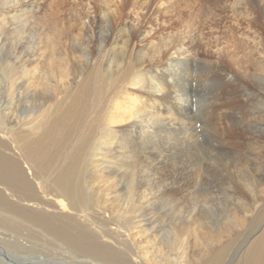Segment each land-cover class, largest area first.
Listing matches in <instances>:
<instances>
[{
	"label": "bare ground",
	"instance_id": "bare-ground-1",
	"mask_svg": "<svg viewBox=\"0 0 264 264\" xmlns=\"http://www.w3.org/2000/svg\"><path fill=\"white\" fill-rule=\"evenodd\" d=\"M102 1L107 6L102 19L105 22L108 16L120 32H111L100 46L103 50H98L103 54L93 58L90 43L96 30L90 4L87 18L77 21L76 41L71 34L74 28L56 26L58 12L52 7L57 8L61 0H0L3 24L12 17L18 19L17 24L23 23L28 14L39 18L37 13L45 6L53 9L44 33H39L47 44L41 75L47 89L40 91L43 109L30 111L28 118H0V264H13L5 253L23 258L14 257L18 264H68L66 258L73 264H218L226 246L220 244L224 225L236 227L235 217L214 229L199 223L194 231L197 251L189 254L186 244L193 235V220L183 216L164 232L155 260L154 255L134 247L125 217L120 221L107 213L108 198L96 201L91 191L118 192L120 174L157 168L162 157L177 153L178 129L189 122L182 114L183 81L190 77L194 62L206 66L208 89L215 91L208 95L204 110L208 128L215 135L205 143V169L217 174L220 168L216 165L229 161L233 171L246 173L236 156L240 144L246 145L244 153L249 158L245 159L250 162L264 157V120L241 126L232 118V124L225 111L227 102L219 100L225 88L249 79L250 68L259 69H254L255 74L264 80V32L255 19V9L264 15V0H235L230 6L231 20L207 25L203 46L197 44L195 20L190 21L194 14L186 6L160 0L155 15L142 10L120 19L119 0ZM23 7L30 10L18 15ZM30 78L33 81L26 83L32 86L37 78ZM20 83L22 87L23 81ZM247 92L244 84L243 92L229 102L237 104V97ZM20 93L15 95L18 101ZM221 120L227 124L217 126ZM227 130L244 133L247 139L237 136L232 140ZM152 160L157 164H150ZM249 173L245 179L253 184L264 179ZM219 177L227 179L222 174ZM144 221L143 225L152 223L149 218ZM260 229L246 241L243 264H264V227ZM39 246L49 253L53 250L61 260L23 254ZM240 260L239 256L235 264Z\"/></svg>",
	"mask_w": 264,
	"mask_h": 264
},
{
	"label": "rangeland",
	"instance_id": "rangeland-1",
	"mask_svg": "<svg viewBox=\"0 0 264 264\" xmlns=\"http://www.w3.org/2000/svg\"><path fill=\"white\" fill-rule=\"evenodd\" d=\"M51 1L55 2L60 0ZM158 1L160 0H119L117 5L121 10L120 19H124L127 15L135 14V12L142 10L144 12L147 11V15H155L158 11L155 8L157 7L156 3ZM165 1L186 6L193 12L192 15L194 14V16L190 21L193 23L195 20V28L198 30L197 32L195 31L194 36L197 40V44L203 46L206 40L205 37H207V25L231 20L230 6L233 5L235 0ZM61 2L62 3L59 5L53 3L57 8L52 7L58 12L56 15L59 19L56 26L58 25L57 27L64 28L70 27V29L74 28L73 30L71 29V34L74 36L75 40L77 39L75 37H79L77 34L78 31L76 30L78 27L77 21L87 18V5L90 4L95 19V24L92 28L96 30V36L92 39L90 45L93 49V58H99V55H102L103 52H98V50H103L100 46L104 44L105 38L110 35L111 32L116 33L117 31L118 33L119 29V27H116L112 22H109L108 16L104 18L105 22L102 19L103 14L106 13V3L102 0H61ZM28 8L29 7H23L17 14H26L25 11L30 10V8ZM52 8H48L47 6L42 7L37 13L39 18L28 14L29 19L20 24L16 23L18 19L15 17L7 19V23L4 24L0 21V118L2 120L5 118L12 119L20 115H27L28 118L32 116L28 114L30 111H36L38 108V112H40L43 109V106H41L42 99L40 97V91L47 89V86H45L46 79L41 76L43 68L45 67L44 62L46 60L47 44L42 40V34L39 33H44L47 15L51 12L50 9ZM255 19L261 31L264 32V15L258 9H255ZM106 20L108 21L107 23ZM88 24L90 25V23ZM172 27H174V24L171 27H167L166 30H171ZM112 28L115 29L113 30ZM199 31L201 33H198ZM117 45L120 46L121 41L117 42ZM199 50V56H202L201 49ZM86 56H84V59ZM87 57L89 58V56ZM191 68L189 71L190 77H186L183 81L185 93L183 105L185 106L182 110V114L184 116L186 115L185 117L189 122H185V128L182 127L183 129H178V144L176 143V148H178V150L177 153L173 155L174 157L171 154L162 157V161L157 165V168L150 170L140 168L139 172H135L134 175L127 174L128 172L120 174V177H118L119 183L117 185V188L119 187L118 192L105 191L101 193L99 191H91V194L96 201L100 202L108 198L105 202L108 207L107 213L111 216L114 215L113 217L120 221L125 217V224H129L128 228H131L130 232L133 236L132 240L135 245L134 247H136L140 253L148 252L147 255H154L155 260L159 259L156 255H158L157 253L159 252L157 251L162 247L163 239L166 236L164 232L168 231L173 225L178 224L180 220L183 219V216L192 218L194 224L191 225V228L193 227V235L190 234L188 236V243L186 244L189 254L197 251L195 247L198 245L196 241L198 237L195 238L194 231L199 223L201 226L202 224H206L205 226H207L208 229H214L227 222L229 218L233 216L237 220H235L236 227H232L226 223L224 225L225 230L222 232L223 237L220 238V244L226 243V246L223 248L224 250L221 254L219 263L235 264L240 256V264H243L242 262L243 260L245 262L246 258L241 252L246 248L247 239L250 237L252 238V236L254 237L253 234L261 227H264V179H262L259 184H253L250 180H246L245 176L247 172H250L249 174L252 175V178L254 174H257L258 177L264 176V157L260 155L257 161L252 160L250 162L248 159H245V157L249 158L244 153L246 149L243 147H246V145L242 146L243 144H240L241 146L239 145V147H241V150L238 148L239 150L238 153L236 152V156L239 158L238 163L241 162L242 167H240L242 169L245 168L246 173H244V170L238 172L233 171L234 169L229 161L228 163L225 161L224 163L220 162V164L216 165L220 168V172L217 174H214L209 169H205V164H207L205 143L214 138L215 135L211 132L212 130L208 128V124L205 121L204 110L206 109L207 102L210 101L208 95L212 94L213 96L215 91L213 92L211 89H208L210 85L208 81L205 80L207 78V70L204 64L198 65L194 62ZM254 69L250 68L251 75L248 80H242L239 84L233 83V86L225 88L220 92L221 96H219L220 102H227L225 111L229 114L231 122L233 118V120L241 126H248L250 122L252 125L253 121L264 120V80L255 74L259 69H255L257 72ZM32 75H35L37 82L35 81L31 86L30 83L27 84L26 82L32 79L30 78ZM21 81L24 83L22 87L19 86ZM244 84H246V88H248L247 94L238 96L237 104L229 102L231 97L243 92ZM19 91L22 95L21 97L19 96L18 101L16 96ZM247 103H249L248 108H246ZM37 114L38 113H36V117L40 118L39 114ZM214 119L215 117L212 118V121H214ZM234 121L232 124H234ZM220 123H224V120H221L217 126H219ZM224 124L226 125L227 122L225 121ZM227 133L232 140H236L237 136L247 139L244 133L238 135L232 130H227ZM255 133L259 134L257 132ZM191 136L193 137L192 140L189 139ZM173 151L175 152L176 150L172 149V154H174ZM166 157L167 159H165ZM150 159H153V157L151 156ZM151 162L150 164H157L156 160H152ZM141 165H145V163H141ZM147 166L150 167V165ZM238 167L239 164L235 169ZM221 174L223 177L226 176L227 179H221L219 177ZM154 177L156 178L154 179ZM161 177H163V179H161ZM182 185L183 187L180 189L179 187ZM135 186H140V189L137 190L140 192L141 196L138 195V192L136 193L137 190H134ZM178 188L180 190H178ZM148 218L152 219V223L143 225L144 219ZM201 229L203 231V228H200V230ZM260 231L261 229L259 232ZM257 234H255V236ZM126 246L129 247L127 244ZM20 251L18 252L20 253ZM48 251L50 250H45L39 246L35 247L33 251L24 250L23 254L32 257L41 254L40 256L47 260H61L58 258L59 256L57 254L52 253L53 250H51V253ZM11 255L12 254L9 255L5 253L4 256L7 257V261L18 264L16 259L20 256L18 254H16L17 257ZM168 256L170 257V255ZM64 261L68 264H73L69 258H66ZM32 263L37 264L35 261L26 264Z\"/></svg>",
	"mask_w": 264,
	"mask_h": 264
}]
</instances>
